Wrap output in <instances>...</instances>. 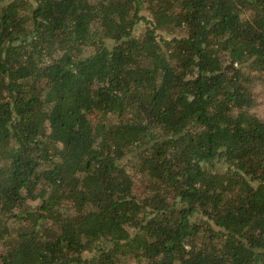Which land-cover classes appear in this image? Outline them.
I'll return each mask as SVG.
<instances>
[{
	"label": "trees",
	"instance_id": "1",
	"mask_svg": "<svg viewBox=\"0 0 264 264\" xmlns=\"http://www.w3.org/2000/svg\"><path fill=\"white\" fill-rule=\"evenodd\" d=\"M257 84L264 0H0V264H264Z\"/></svg>",
	"mask_w": 264,
	"mask_h": 264
},
{
	"label": "rangeland",
	"instance_id": "2",
	"mask_svg": "<svg viewBox=\"0 0 264 264\" xmlns=\"http://www.w3.org/2000/svg\"><path fill=\"white\" fill-rule=\"evenodd\" d=\"M140 31L145 28V25L139 26ZM253 90H255L257 94V104L253 108V112L256 113L258 116L264 118V85L257 84Z\"/></svg>",
	"mask_w": 264,
	"mask_h": 264
}]
</instances>
